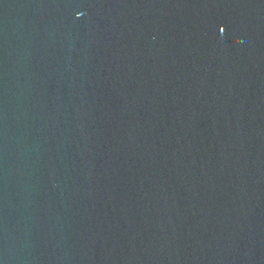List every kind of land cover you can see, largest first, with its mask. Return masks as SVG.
Here are the masks:
<instances>
[{"label": "water", "instance_id": "95a60500", "mask_svg": "<svg viewBox=\"0 0 264 264\" xmlns=\"http://www.w3.org/2000/svg\"><path fill=\"white\" fill-rule=\"evenodd\" d=\"M0 264H264V0H0Z\"/></svg>", "mask_w": 264, "mask_h": 264}]
</instances>
